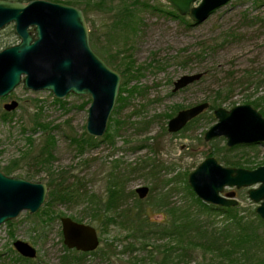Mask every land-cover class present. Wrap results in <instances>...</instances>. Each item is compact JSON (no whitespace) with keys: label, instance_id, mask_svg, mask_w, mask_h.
Instances as JSON below:
<instances>
[{"label":"rangeland","instance_id":"1","mask_svg":"<svg viewBox=\"0 0 264 264\" xmlns=\"http://www.w3.org/2000/svg\"><path fill=\"white\" fill-rule=\"evenodd\" d=\"M42 1L85 11L92 49L120 75L132 66L128 88L135 87L136 93L125 95L124 105L114 114L117 98L106 134L98 138L101 141L96 147L80 149L73 140L87 134L92 100L75 94L59 100L50 91L33 92L19 85L0 98V172L11 168L15 172L9 177L46 185L61 176L68 182L81 179L89 194L106 202L111 191L117 193V204L124 194L125 199L117 210L106 212L105 222L102 218L93 221L86 203L60 204L50 211L43 209L45 201L36 214L22 212L0 227V264H64L67 255L73 264H144L140 260L151 256L155 264H247V259L248 264H264V221L256 213L258 204L250 200L248 188L227 187L223 193L235 192L237 219L247 222L246 228L258 227L252 234L255 239L248 232L239 236L237 240L246 242L241 250L229 246L226 252L211 251L203 241L198 244L158 232L168 228L166 223L159 227V222L170 215L166 207L175 203L184 205L176 217L180 224H192L200 216L201 220L212 219L216 226L227 225L232 216L214 208H229L207 205L199 198L204 207H197L188 190L189 175L208 158L225 168L253 171L264 167V143L230 148L224 137L205 140L218 122L214 113L219 108L250 105L264 118V0L232 1L200 25L188 17L184 18L189 22L169 15L168 11L176 10L166 0H140L160 11L137 9L128 28L115 23L117 11L131 6L132 0ZM19 43L14 24L0 31V51ZM195 74H203L200 81L173 93L178 79ZM122 84L123 79L120 90ZM13 103L18 104L16 109L6 110ZM202 103L210 105L207 111L181 132H168L169 121L180 111ZM107 134L111 138L105 140ZM45 144L52 156L38 158ZM140 187L149 188L145 199L136 193ZM140 206L144 218L153 222V227L145 229L152 230L145 238L143 234L132 236L136 225L131 219ZM127 208H131L128 218L123 217ZM63 217L97 228V254L81 256L66 248ZM17 241L34 247L36 258L21 260L14 248ZM171 248L174 253L168 259L164 252ZM186 254L188 262H178Z\"/></svg>","mask_w":264,"mask_h":264},{"label":"water","instance_id":"2","mask_svg":"<svg viewBox=\"0 0 264 264\" xmlns=\"http://www.w3.org/2000/svg\"><path fill=\"white\" fill-rule=\"evenodd\" d=\"M179 15L194 25L207 21L217 10L235 0H166ZM14 24L18 45L0 51V98L10 95L19 85L33 92L50 91L62 100L69 94L89 97L87 135L102 138L116 105L122 77L91 47L88 25L82 10L75 7L33 0L29 3L0 0V31ZM203 74L185 75L174 83L173 93L201 80ZM17 103L5 106L16 109ZM208 103L180 111L168 123V132L176 134L209 109ZM218 122L205 135L207 142L224 137L230 148L264 143V118L250 105L215 111ZM189 186L207 205L235 208V192L223 195L225 188L249 189L256 213L264 221V167L250 171L225 168L208 158L189 175ZM49 189L0 172V227L22 212L36 214L44 205ZM139 199L149 188L136 190ZM63 242L69 250L91 253L100 246L97 229L70 217L61 219ZM15 250L25 259H35L37 250L17 241Z\"/></svg>","mask_w":264,"mask_h":264},{"label":"trees","instance_id":"3","mask_svg":"<svg viewBox=\"0 0 264 264\" xmlns=\"http://www.w3.org/2000/svg\"><path fill=\"white\" fill-rule=\"evenodd\" d=\"M10 1H17V2H23V3L30 2V0H10ZM141 8H144V9L152 8L155 11H160L159 9L153 6L142 4L140 0H132L131 6H128L123 9H119L117 11V20L115 23L116 26L118 25L119 27H124V28L130 27L131 26L130 24H132L134 21V12L137 9L139 10ZM84 13L86 12L84 11ZM167 13L175 18H178L181 20H187L186 18L179 16V14L174 10L168 11ZM187 22H189V20H187ZM131 67L132 66L127 67L126 70L121 71L123 84H122L120 94L118 97V107L114 114H117L119 108L124 105L126 98H127V96L125 95L133 96L136 93L135 87L128 88L130 84L129 82L131 79V78H128V75L131 73V70H129V68L131 69ZM110 138H111L110 135L107 134L105 137V140L110 139ZM51 139H54V138H50V140ZM73 141L74 143L78 145L80 149H82L86 146L96 147L97 144L101 140L95 139L85 134V138L83 139L74 138ZM110 143L112 144V142ZM49 147H50L49 144H45L38 158H41L43 156L45 158L51 157L52 152L49 150ZM4 171L7 176H11L15 172V170H12L11 168H5ZM115 179L122 180V177L116 176ZM47 186H48L49 192H48L46 203L43 209L55 211L56 207H58L60 204L81 205V204L86 203V209L93 212V221L95 222L96 221L98 222V220H100L101 218H102L101 221L105 222L106 217H108L106 216L107 214L106 212L117 210L121 202H123L125 199L124 198L125 194H124V196H121V201L117 204L115 202L117 193L116 191L115 192L111 191V192H108L109 196L106 202L102 199V197H97L95 195L89 194L86 191L85 185L82 183L81 179L68 182V180L64 179L63 176H61V178L59 177L53 178L51 181L48 182ZM187 186H188V190L191 193L192 197L195 199L197 207L203 208L204 205L200 203V200L195 196L189 184ZM132 195L135 196V193L133 192ZM104 202H106L105 205H104ZM137 203L141 204L142 202L140 200H137ZM103 206L106 208L105 211H102ZM183 206L184 205H182V207ZM182 207L176 203L168 205L166 207L167 208L166 210L168 211V214L170 215L165 216L159 222L160 224L159 227L162 225H165L166 223L167 225L165 226V228L167 227L168 228L158 230V232L161 235L165 234L169 237L182 236L179 238H185V241H190V242L192 241L198 244L200 243V241H203L205 243V246L209 248L211 251H223V252H226L229 246H232L236 248L237 250L243 249L245 247L244 245L246 244V242L244 241L242 243L240 239L237 240L238 238H240L239 236H241L242 233L243 235H247L246 233L248 232L251 236V239L256 238L252 234L255 233L258 227L255 228V230L253 229V227L246 228L248 227L246 226L247 222H243L242 220L237 219L236 217L237 215H235L236 208H229V209H224V210H221V208H214L216 212L225 211L223 212L224 215L228 214L229 216H232V217H228L227 225L216 226L215 222H213L212 219L201 220L200 216L196 217L194 219L195 220L194 223L192 222V224L191 223L189 224L187 222L184 224L183 223L180 224L179 223L180 220H177L176 217L179 215V212L183 210ZM136 209L137 211L133 215L134 217L132 216L133 219H131V221L134 222V224L136 225V229H133L134 230L132 233L133 235L132 234L131 235L135 238H139V235L143 234V237L145 238L146 235L147 236L151 235L152 230L145 231V229L147 228V226L150 227V225L153 227V222L144 218V211L141 208V206L140 208L137 207ZM129 213H131V208H127V210H125L123 217L128 218ZM231 220H234V221H231ZM154 224H157V223H154ZM249 242L250 241H248V246L250 244ZM172 249H175V248H171L169 250L166 249L165 250L166 252H164V254L168 256V259L172 258V255L174 253ZM180 252H182V250H180ZM87 254L88 253H81V256H86ZM94 254H97V253L94 252ZM189 254H186L184 256H179L178 262H181V261H182L181 263L188 262L187 260H188ZM64 258H65L64 264H73L71 255H67ZM173 258H176V257H173ZM21 260L26 261L27 259L21 257ZM140 261H142V263L144 264H148V263L155 264L156 260L154 256H151V258L142 259ZM246 261L248 264L250 262V259H247Z\"/></svg>","mask_w":264,"mask_h":264},{"label":"flooded vegetation","instance_id":"4","mask_svg":"<svg viewBox=\"0 0 264 264\" xmlns=\"http://www.w3.org/2000/svg\"><path fill=\"white\" fill-rule=\"evenodd\" d=\"M227 194V193H226Z\"/></svg>","mask_w":264,"mask_h":264}]
</instances>
